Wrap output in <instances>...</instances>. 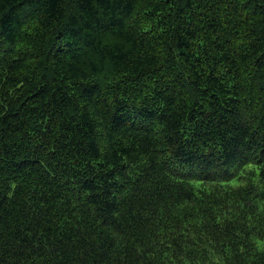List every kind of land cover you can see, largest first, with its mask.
I'll return each mask as SVG.
<instances>
[{
  "label": "trees",
  "instance_id": "trees-1",
  "mask_svg": "<svg viewBox=\"0 0 264 264\" xmlns=\"http://www.w3.org/2000/svg\"><path fill=\"white\" fill-rule=\"evenodd\" d=\"M0 264H264V0H0Z\"/></svg>",
  "mask_w": 264,
  "mask_h": 264
}]
</instances>
